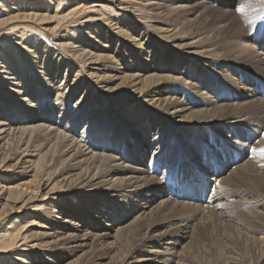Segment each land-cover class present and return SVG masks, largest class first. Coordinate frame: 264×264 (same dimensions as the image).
Here are the masks:
<instances>
[{
  "label": "rangeland",
  "instance_id": "1",
  "mask_svg": "<svg viewBox=\"0 0 264 264\" xmlns=\"http://www.w3.org/2000/svg\"><path fill=\"white\" fill-rule=\"evenodd\" d=\"M16 1L18 0H1L0 8L6 13H11V10H9L11 5L10 9L18 8ZM88 1L23 0L24 7H36V9H33L38 12L25 8L19 11L12 10L14 11L12 15L35 12L34 14L38 13L46 16L48 13L49 15L46 18H51V20L43 21L37 17L32 19V22L25 21L23 23L15 20L11 24H6L7 26H0V48L5 47L2 49V53L0 52V60L7 59V52L15 46L14 42L22 43V39L32 46L38 42L39 48L40 46L43 47L45 43L51 46L54 45L50 50L52 52L56 49L55 45L60 42H72L73 38L85 39L86 33L92 31L94 33L96 29H107L104 24L107 20L115 22L114 19L121 18V12L118 10L119 8H116L117 5H113L108 0L103 1L101 8L98 7L99 3L87 4ZM140 1L143 0H122L121 3L128 7H138ZM181 1H183L186 8L173 14H163L156 17L153 15L154 10L150 6L139 7V9L146 22L151 21L149 18H152L156 21L168 23L162 25L154 23L155 26L150 27L154 34H157V30L162 31L165 28L166 30L168 28L177 30L175 26L185 23L183 29L178 33L183 38L184 44H193L197 48L204 49L208 54H212L218 60L227 63L229 67L235 68V72L242 74L241 82L248 84L255 80H252V77H261L257 72V67L260 66L259 61L252 59L251 65H248L237 60L238 55L233 47L234 23L230 21L232 15L236 17L238 14L237 6L239 3H236V0H223V6L218 5L216 0H211L208 3H203L202 0H166L165 5L176 4L177 6ZM253 1L240 0L243 4H253ZM76 2L80 3V8L71 12L74 6L79 5L75 4ZM163 2L164 0L161 3ZM121 3L119 4L121 5ZM45 6L48 10H44ZM52 6H59L54 8L56 12H54ZM233 6H236V8ZM56 13L62 17L60 21H57ZM64 16L67 17L64 19ZM101 17L102 19L98 20ZM34 20L35 22L41 21L36 24L37 22L35 23ZM123 22L124 26L127 25L131 28L132 35L135 37H138L144 31L141 30L142 26L133 27L129 25L131 21L129 22L128 19H123ZM190 22L192 23L188 26ZM59 24L60 26H58ZM46 27L47 30H45ZM259 31L256 30L250 33L249 35L252 36H248V38L252 37L253 39ZM68 33L69 38L66 37ZM109 39L96 36V47L94 46L89 50L93 53L102 52L99 49L100 45H104ZM111 39H114L115 44V38ZM63 40L67 41L64 42ZM124 46L125 49H123ZM152 46L154 51L155 48L161 47L155 44H152ZM18 49L17 45L15 50ZM130 49L132 48L122 44L121 54H124L123 51ZM66 50H70V48H66ZM158 51L148 62L140 58L133 59L125 54V56H122L119 52H117L115 58L120 66H123V72L126 75L165 77L162 83L165 88L168 87L169 77H182L183 81L189 83V85H195L200 80L213 81L214 84L218 81L225 89H228L216 78L221 73L220 69L214 72L209 68H199L198 64L191 66L187 62L179 63V57L173 52H166L171 54L169 59L159 57ZM170 60L173 62L169 63ZM30 66L35 67L34 65ZM148 68H151V70H147ZM65 70L66 68H63L61 73L63 75L64 73L67 74V77L70 75L69 78L72 81L76 71L66 73ZM37 71H39L38 68ZM225 72L229 74L227 70ZM233 75L235 76V74ZM46 78L48 79V77ZM71 81L65 82L63 87L66 84L69 87ZM222 81L226 82L224 79ZM58 83L60 84V82H53L51 85L58 86ZM146 84L148 85V82ZM63 87L61 86V88ZM35 90L36 95H40L42 98L47 96L50 100H54L55 93L51 92L49 87ZM230 93L235 94V92ZM220 94L225 96L227 92L222 90ZM255 97L258 98L257 95ZM224 98L228 97L225 96ZM260 98L262 100H257L259 104L257 102L245 104V101H243L235 104L227 103L229 106H213L211 108L215 112L214 119L212 116H201L202 122L208 123L213 119L216 124L223 118L231 116L241 121V125H245V127L229 128L224 124H219L207 129L198 126L197 130L192 129L193 122L190 118H185L181 124H178L179 128L175 132H170V127L164 125L160 118H157L151 121L148 126H145L143 130L129 129L131 136L120 132L121 127L124 126L121 125V122L124 119L129 120L126 114L121 119L118 117L113 118L115 116L111 112L108 113L107 106H101L99 110L96 108L93 112L92 100L84 105L81 112H75L78 99L67 100L64 119H60H63V124L58 129L61 132L64 131L68 138L74 137L73 139H75L77 137L76 140H78L84 126H86L82 121L85 124L87 123V126L91 125V138L87 142L95 143V151L103 153L115 145L126 155L127 160L129 159L128 162L131 160L145 161L149 169L150 179L154 178L155 180L158 178L159 183L161 182L160 185L162 183H164V186L168 184L163 191L172 198L171 204L159 214L155 213L143 220L134 221L133 217L119 212L117 215L113 214L114 218L111 221L103 217L102 219L96 218L91 202H77L60 197L58 201L54 202V212L48 214L47 210L49 209L47 208L40 212L39 219L42 220L44 227L56 231L60 230L62 232L61 237L83 231L85 234L97 238L90 240L88 246L79 250L57 248L51 251L48 256L44 252L36 250V253H27L28 261L31 264H177V262L178 264H264V246L262 245V242H264V95L263 98ZM52 101L47 103L48 107L44 110L34 108L31 110L26 109V112L18 111V117L13 118L16 121L13 128L21 125L18 122L24 119L32 125L35 123V125H49L57 122L59 113H56L55 103ZM10 105L11 103L7 107H2L3 115L5 113L8 116L11 115ZM82 106V102L77 105L78 108ZM115 108L118 107L115 106ZM137 114L138 112L135 113V115ZM22 117L25 118L22 119ZM109 119L110 122H108ZM119 125H121L119 128H115ZM102 126L103 128H101ZM101 129L102 132H100ZM257 134L262 135L258 140L255 136ZM13 135L6 140L12 142L7 143L4 140L0 143V150L2 147L4 149L3 154L0 156V162L8 152L9 144H12L10 146L12 147L18 140V138L16 140L18 136ZM121 139H123L122 142ZM232 142L237 143V145L232 144ZM246 151H251L253 155L250 156ZM251 157L252 160H250ZM230 169L232 170L230 171ZM156 170L158 171L155 172ZM17 175L24 183L26 176L23 174ZM2 182L0 184L10 186L9 180H3ZM58 185L63 186L62 184ZM201 196H206V202L200 200ZM30 202H34V199H31ZM8 204L5 213L19 207L15 201ZM22 226L27 225L23 224ZM115 231H118L116 238L101 236L104 233H111L114 236ZM145 235L155 238L156 244L141 243L140 241ZM134 248L138 251L133 254ZM151 248L176 250L175 262L167 261L162 255H147ZM1 257L0 263L4 264L11 259ZM144 258L148 261L142 260Z\"/></svg>",
  "mask_w": 264,
  "mask_h": 264
},
{
  "label": "bare ground",
  "instance_id": "2",
  "mask_svg": "<svg viewBox=\"0 0 264 264\" xmlns=\"http://www.w3.org/2000/svg\"><path fill=\"white\" fill-rule=\"evenodd\" d=\"M103 1L105 0H89L86 3H99L98 7L101 8ZM108 1L113 5L115 4V6L117 5L116 8H119L121 18L114 19L115 22L107 20L104 23L107 29H96L94 33L93 31L86 33L85 39L73 38L72 42H58L59 44L55 45L56 49L52 52L50 50L54 45L51 46L45 43L43 47L40 46L39 48L38 42L32 46L22 39V43L14 42V47L10 45L12 50L7 52V59H4V61L0 60V143L9 139L13 134L18 136L16 137V140L18 138L16 144L12 147H10L12 144H9L8 152H6V156H3L0 162V182L3 180L10 181V186L0 184V259L2 258L1 256L11 258L7 260L6 264H31L27 259V255L36 253V250L44 252L46 256L57 248L79 250L88 246L90 240L97 238L96 236L85 234L83 231L66 234L65 237H61L62 232L60 230L56 231L44 227L42 220L39 219L41 216L40 212L45 208L49 209L47 210L48 214L54 212V202L58 201L60 197L77 202H91L93 203L96 218L102 219L103 217L111 221L114 218L113 214L117 215L119 212L133 217L134 221L143 220L155 213L159 214L171 204L172 198L163 191L168 184L164 186V183H162L160 185L161 182L159 183L158 178L155 180L154 178L150 179L149 169L145 161L131 160L128 162L129 159L127 160L126 155L116 148L115 145L103 153L95 151V143L87 142L91 138V125L87 126V123L85 124L82 121L86 126H84L78 140H76L77 137L73 139V136V138H68L64 131L61 132L58 127L61 128L63 124L67 100L78 99L77 105L82 102L83 106L81 108L76 105L75 112H81L84 105L92 100L93 112H95L96 108L99 110L101 106H107L108 113L111 112L115 116L113 118L118 117L121 119L126 114L129 120L124 119L121 122V125L124 126L121 127L120 132L131 136L129 129L143 130L145 126H148L151 121L157 118H160L164 125L170 127V132H175L179 128L178 124H181L185 118H190L193 122L192 129H197L198 126L207 129L219 124H224L229 128L245 127V125H241V121L231 116L223 118L216 124V121L213 120L215 112L211 107L217 105L229 106L227 103L235 104L243 101H245V104L256 103L258 99H261L260 97L263 98L264 0H254L253 4H243L240 0H236V3H239L238 6L236 5L238 14L236 13V17L232 15L230 18V21L234 23L233 47L237 52L238 62L248 65H251L252 59L260 62L257 72L261 77L253 78L251 76L252 80H255L248 84L240 81L242 74L235 72V68L229 67L227 63L218 60L212 54H208L204 49L197 48L193 44H184L183 38L178 33L183 29L185 23L175 26L177 30L175 28L166 30L165 28L162 31L157 30V34H154L151 30L155 26L154 23H157V25L168 23L156 21L152 18H149L151 21L146 22L139 9V7L150 6L154 10L153 15L157 17L185 9L183 1L179 2L180 4L177 6L176 4L167 6L165 5L166 0L163 3H161L162 0H143L138 2V7H128L121 3L122 0ZM210 1L202 0L203 3ZM216 1L218 5L223 6V0ZM75 4L79 5L74 6L71 12L80 8L79 2ZM16 5L18 8L14 6L15 9H10L12 5L10 6L9 10H11V13L8 11L6 13L0 8V26L11 24L15 20L24 23L37 17L43 21L51 20V18H46L49 15L48 13L46 16L38 13L34 14L35 12L12 15L14 11L25 8L30 11L31 9L36 11V7H33L35 9L24 7L23 0L16 1ZM236 6L233 7L236 8ZM57 7L59 6L53 7L54 12H56L54 8ZM44 10H48L46 6ZM57 13L55 17L58 19L57 21H60L62 17L58 16ZM66 17L64 16V19ZM101 19L102 17L98 20ZM123 19L131 21L129 25L133 27L142 26V29L139 28L144 31L138 37L133 36L131 28L123 25ZM47 27L45 30H47ZM256 30H260L259 33L253 39L252 37L248 38V36H252L249 34ZM96 36L110 39L104 45L101 43L102 45H100L99 49L102 52L93 53L89 49L95 46V42L97 43V40H95ZM66 37L69 38V33L66 34ZM111 38H115V44L114 39L112 40ZM122 44L132 48L123 52L126 56L133 59L140 58L148 62L159 50L161 51H158L159 57L170 59L171 54L166 52H173L179 57V63L187 62L191 66L198 64L199 68H209L214 70V72L220 69L221 73L216 78L228 89H225L218 81L214 84L213 81L200 80L195 85H189V83L183 81L182 77H169L168 87L165 88L162 84L165 77L157 75H150L149 77L126 75L123 72V66L121 67L115 58L117 52L125 56L121 54ZM152 44L161 47L155 48L154 51ZM17 45L19 49L15 50ZM3 48L5 47L2 46L0 48L1 53ZM66 48H70V50H66ZM123 49H125V46ZM47 61L49 62L47 63ZM172 62L170 60L169 63ZM29 64L34 65L36 68L31 67ZM37 68L39 71H37ZM63 68H66V73L68 71H76L72 81L69 78L70 75L67 77V74L64 73L63 75L61 73ZM147 70H151V68ZM61 76L62 79L60 80ZM223 79L226 82H223ZM69 80L71 81L69 87L66 86L67 84L63 87V84L65 82L68 83L67 81ZM56 81L60 82L58 86L51 85L53 82L57 83ZM147 82L148 85L146 84ZM37 84L38 86H36ZM46 87H49L50 91L55 93L53 101L47 96L42 98L40 95L35 94V89ZM222 90L227 92L225 96L228 98H224L225 96L220 94ZM230 92H235V94ZM256 95L258 98L255 97ZM50 101L55 103L56 113H59L57 122L49 125H35L36 123L32 125L24 119L18 122L21 125L13 128V124L16 122L13 118L18 117V111L26 112V109L31 110L34 108L44 110L48 107L47 103ZM10 103L11 115L8 116L5 112L3 115L2 107H7ZM115 106L118 108H115ZM137 112L138 114L135 115ZM204 115L212 116L213 119L208 123H204L201 118ZM61 118L63 119L60 120ZM108 122H110V119ZM121 125L115 126V128H119ZM100 132H102V129ZM255 136L258 140L262 135L257 134ZM9 141L6 142L8 143ZM234 145H237V143H234ZM4 147L6 146L4 145ZM3 150L2 147L0 156L3 154ZM246 153L250 156L253 155L251 151H246ZM250 160H252V157ZM17 174L26 176L24 183L21 182L22 180ZM159 179L161 178L159 177ZM157 180L158 183L156 182ZM217 188L216 191L218 190ZM219 191L221 192V190ZM39 192L41 193L39 194ZM12 196L16 197L12 198ZM31 199H34V202H30ZM200 200L206 202V196H201ZM12 201H15L19 207L12 209L9 213H5V208ZM13 215L15 217H12ZM23 224L27 226L23 227ZM115 232L114 236L111 233H104L101 236L116 238L118 231ZM140 242L155 245L157 241L155 238L145 235ZM262 245L264 246V242H262ZM137 251L135 250L133 254ZM154 254L162 255L167 261H174L177 257L176 250L168 248H162L161 250L151 248L149 253H147V255ZM129 255L131 256L132 254L130 253ZM142 260L148 261L146 258Z\"/></svg>",
  "mask_w": 264,
  "mask_h": 264
}]
</instances>
